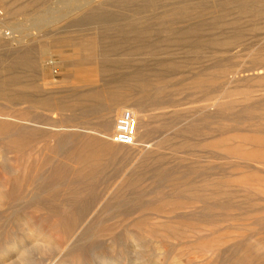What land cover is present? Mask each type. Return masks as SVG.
Here are the masks:
<instances>
[{
    "label": "rangeland",
    "instance_id": "rangeland-1",
    "mask_svg": "<svg viewBox=\"0 0 264 264\" xmlns=\"http://www.w3.org/2000/svg\"><path fill=\"white\" fill-rule=\"evenodd\" d=\"M25 1L17 0L14 6ZM37 1L35 13L14 19L21 26L16 25L21 41L0 42V61H9L18 50L31 47L39 57L42 49L46 61L38 69V83L44 93H66L86 82L95 83L99 75L105 79L118 75L119 98H138L139 84L150 81V92L163 89L166 100L172 102L167 108L150 111L152 125L158 129L151 139L156 142L164 136L169 141L163 152L149 155L138 175L133 173L134 164L141 161L135 158L155 142L138 139L136 146H120L111 139L125 106L116 111L107 136L99 131L98 112L77 120L81 107L49 113L0 96V121L10 122L12 130L19 127L20 135L16 145H9L7 135H0V264L15 259L16 251L10 259L3 249L15 242L19 247L25 220L59 246L42 264H225L232 257L248 264L264 257V132L255 130L256 125L264 128V0L109 3L105 10L112 18L69 28L66 23L80 14L72 10L87 0ZM182 5L198 10L208 25L198 36L190 33V46L175 44L176 35L170 28H185L194 21L169 22L165 17L167 9ZM6 8L0 5V11ZM220 16L223 25H213ZM43 19L48 22L38 23ZM132 24L143 30V42L153 52L131 53L134 42L126 39L132 36L128 28ZM118 26L124 28V38L116 35ZM83 32L96 33L105 45L109 43L104 40L105 32L117 36L128 55L111 54L110 62L100 67L88 64L91 72L80 76L67 62L71 47L66 37ZM236 33L241 34L236 45L233 39L225 48L211 41ZM109 65L111 70L103 71ZM136 65L147 67L149 73L135 83L129 74ZM223 70L239 73L219 76ZM6 74L0 65V78ZM26 79L35 80L30 74ZM201 81L204 89L197 85ZM211 87L219 88L217 93L225 89L229 96L222 110L200 107ZM17 89L13 86L7 91ZM206 115L213 117L205 120ZM190 123L196 132L183 131ZM222 126L227 128L223 133ZM61 134L72 139L74 143L67 144L75 150H87L83 145L92 140L95 158L86 164L68 159L64 145L59 146ZM102 137L121 153L109 156L103 152ZM65 189L78 191L81 199ZM174 191L180 194L172 195Z\"/></svg>",
    "mask_w": 264,
    "mask_h": 264
},
{
    "label": "bare ground",
    "instance_id": "bare-ground-1",
    "mask_svg": "<svg viewBox=\"0 0 264 264\" xmlns=\"http://www.w3.org/2000/svg\"><path fill=\"white\" fill-rule=\"evenodd\" d=\"M15 1H17V0H0V5H6L7 6L5 11H0V42H7V43H12V44H14V42L19 43L21 40L17 39L18 35L16 33H17V28H20L21 26L19 27L17 23H14V19L19 15L28 16V15L32 14L33 12L35 13V10L39 4L38 3L39 1H37V0H35V1L34 0L33 1L28 0V1H25L23 4L19 3L20 4L19 6L18 5L14 6ZM87 1H88L87 3H86V1H84L85 3L81 7L72 10L74 12L76 11V13L80 12V14H78V16H75L72 20L68 21L65 25L66 28L67 27L68 28L73 27V26H86V25H89L92 23L103 22L108 16L110 18H112L110 16V14H108V11L105 10V7L109 3H112V4H116V3L121 4L122 3L125 5V4H129V3L133 2L134 0H109V1H101V0H90L89 1V0H87ZM145 1L148 3V1H151V0H145ZM153 1L155 2L156 0H152L149 3H152ZM78 6H80V5H78ZM72 15H74V14H72ZM165 17H166V20L169 22H175V21H178L180 19H185V18H189L190 20L194 21V23H192L191 25H189L185 28H178V29L170 28V30H171L170 33L176 35L173 38V42L175 44L190 46L191 45V44H189L190 33H193L194 35H196L198 33H201V31L203 29H206L208 26L207 22L202 19V15L200 12H198V10L196 11V9H191V7L185 6V5H182V7L178 6V7H171L169 9H167V13H166ZM221 18H222V16H220L219 19H216L214 21L213 25H215V26L223 25L224 21H223V19L221 20ZM47 22H48L47 19H43V20L38 21V23H42V24H46ZM13 25L15 27H13ZM16 25L18 26L17 28H16ZM38 28H36L34 30H37ZM128 28H129L130 32L132 33V36L129 39L127 38L126 40L129 42H134L132 47H129L131 53L137 52L140 50H147V52L148 51L153 52L154 48H152V47L146 48V44L143 42L145 40L144 39L145 36L142 34V33H144L142 29H139L134 24L129 25ZM116 30L118 33L116 35L118 37L124 38V36H125L124 28L122 26H118V28ZM117 36H116V38H113L107 32H105L104 40L109 42V43L106 42L108 45L103 44L102 40L97 36L96 33L84 34V32H83V34L81 33L80 35H77V36L66 37V41L69 44V46L71 47L70 55L67 57L68 64L76 67V70L79 73V75L83 76L84 73H90L91 72V69L87 68L88 64L89 65L90 64H96V65L98 64V66L100 67L101 64H106V62H110L111 54L116 55V56L120 55V54H124V53L127 54V52L122 51L124 48V45H123L121 40L117 39ZM196 36H198V35H196ZM239 38H241V34L236 33L234 36H232L229 39L226 38V39H223L220 41L216 38H212L211 41L216 46H221L222 48H225V46L228 45L229 40L233 39L232 42L234 43V42L238 41ZM19 39H21V38H19ZM58 39H63V38L61 37ZM170 40L172 41V39H170ZM236 44H237V42L234 45H236ZM32 49H33L32 47L27 48V49L24 48V50L20 49V50H18L17 53H15V55L13 54L14 58H12L11 60L8 61V60L3 59L2 61H0V65H1L2 70L8 72V74H6L2 78H0V96L2 98L8 100L9 102H11L13 104L22 105V103L23 104L27 103L28 106L31 109L32 108L35 109V111L38 109H41V110L48 111L49 113H50V111L54 112L55 110L72 111L73 109H75L77 107H81V108H79L80 114L78 113L79 119H77V117H76L77 120H80V117L88 118L89 116H92V114H94L95 112L96 113L98 112V113H100V119H99L100 121L98 120L99 121V123H98L99 131H100V133H103L107 136H108V133L111 129V125H112L113 118H114L116 111L119 108H121L122 106H125L126 108L132 109L134 111L136 117L138 116V118H139L138 119V131H137L138 139L144 143H149V144H150V142L155 140V139H151V137L154 134L156 135V133L158 132V129H156L154 127V125H152V114L150 111H153V110L158 109V108L159 109L160 108H162V109L167 108V106L172 105V102L166 100L168 98V96L165 94V91L163 89L158 91V92H153V93L150 92V90H149L150 81L148 82V81L144 80V78H143V77L147 76L149 73V69L147 67L142 66V65L133 66L131 69V72L129 74V77H132L131 81H135V83H136V81L138 82V79H140L142 81L144 80L141 84H139L140 86L138 88V93L140 96L138 98L130 97V96L129 97L125 96V97L119 98V96H120L119 91L120 90L118 88V82H119V76L118 75L107 77L106 79L104 77H102V75H99V78L96 81L97 83H99L98 85H93L96 82L95 83L86 82V83H84V85L74 87V89L68 90L66 93H60V94L44 93L41 90L40 85L38 83V79H39L38 78V73H39L38 69L44 67V63L46 61V59H45L46 56L44 54V51L41 49L40 56L37 57L36 56L37 54L35 55ZM114 64H116V66L119 65L118 62H114ZM104 68H103V71L104 70H107V71L111 70L110 65L108 67H104ZM159 70H161V68H159ZM101 71H99V72L101 73ZM226 73L235 75V74H238L239 72L238 71H231L228 73L225 70H223L222 74L221 75L219 74V76L225 75ZM29 74L31 76H34V78H35L33 83H31L30 81H28L26 79ZM199 75L205 76L206 74L202 73ZM234 75H232V76H234ZM97 77H98V74H97ZM202 82L203 81L199 82V84L196 82L197 85L200 86L199 88H203L205 86V84ZM137 85L138 84L135 85V88L137 87ZM197 85H194V86H196V88H198ZM13 86H15V87L17 86L18 89L16 91H7ZM218 89L219 88L214 89L211 87L207 91V93H204L203 97H204L205 102H203L200 106L202 109L207 110V109H211V108H218V109L222 110L224 108V106L229 104V96L226 93L225 89L221 93H217V92H219ZM92 117H94V115ZM210 117H213V115H206L205 120L210 118ZM64 118H65V116H64ZM74 118H75V116H74ZM223 119L224 118H221L222 123H223ZM83 120L86 121V119H83ZM91 120H93V119H91ZM220 121L218 123L222 125V123H220ZM60 122H62V121H60ZM190 125H191L190 127L184 129L183 131L186 130L187 132H191V131L196 132V130L193 128L194 125L192 123H190ZM166 126H164V127H166ZM259 126L260 125H258V126L256 125L255 130L264 132V128L259 127ZM164 127L162 126V128H164ZM18 129H19V127L16 128V130H12V125L10 122L4 121V120L0 121V135H2V136L7 135V138L5 139V141L7 143H9V145H16L17 142H18V144L20 143L19 142L20 135L19 136L17 135L19 133ZM206 129H207V127H206ZM226 129H227L226 127L222 126V128H220L219 130H221L223 133ZM20 131H22V130H20ZM207 132L209 133V131H207ZM8 135H10V136H8ZM214 135H217V134H214ZM60 137L62 140H61V142H59V146L61 144L64 145L65 154H66V156H68L67 158L70 159L71 161L74 160L76 162L86 164V163H90L95 158L93 156L91 149H90L91 146H93V144H94V142L92 140L90 142H89V140H87L88 143H85L83 145L85 148L89 147V148H87V150H81V149H79V147L77 150H75V149H73V146L72 147L68 146L69 143L73 142L72 139L70 140V137L64 136L63 134H61ZM209 138H214V137H213V135H210ZM104 140H105L104 147H102L104 149L103 152H105L109 156L110 155L114 156V155L121 153V151L118 149L119 147L116 148L117 145L111 143L110 141L107 142L108 140L106 141V139H104ZM67 141H69V142H67ZM168 141H169V139L163 136V137H161V139H158L156 142L154 141L155 143H153L151 148L147 147L146 152L142 153L140 158H137V159L135 158V161L137 160V161H141V162H138V163H140V165L138 163L134 164L135 170L133 173H136L138 175H140V173L142 174L141 167L144 165L145 161L149 159V155L153 152L155 153V151L156 152H163V150L168 148V146H167ZM120 146H124V145H120ZM102 148H100V149H102ZM148 149H150V150L148 151ZM220 149H221V147H220ZM251 165L255 166L254 164H251ZM125 167H127V164ZM255 168H257V167H255ZM171 180H172V178H171ZM171 180H170V182H171ZM135 182H136V180H135ZM138 182H139V180H137L136 183H138ZM189 184H190V182L187 183V187H189ZM189 188H187V189L190 190ZM64 191L66 193H68V195H71V196L76 195L75 198L77 200L81 199L82 194L79 193L78 191L70 190V189H65ZM175 192L176 191H174L172 193V195ZM176 194H180V193L176 192ZM74 196H72V197H74ZM15 245H16V242H15ZM13 252H14L13 246H8V247L3 249V255L5 257L10 258V259L14 257ZM116 261H118V259ZM253 261H255V262L254 263H248V264H264V257L262 256L260 258L254 259ZM107 264H118V263H115V261H110ZM225 264H245V263H240L238 257H236V258L232 257L228 260V262L226 261Z\"/></svg>",
    "mask_w": 264,
    "mask_h": 264
},
{
    "label": "clouds",
    "instance_id": "clouds-1",
    "mask_svg": "<svg viewBox=\"0 0 264 264\" xmlns=\"http://www.w3.org/2000/svg\"><path fill=\"white\" fill-rule=\"evenodd\" d=\"M20 228L23 239L19 241V247L13 245L17 255L10 264H42L44 258L57 253L59 246L55 239L30 220H25Z\"/></svg>",
    "mask_w": 264,
    "mask_h": 264
},
{
    "label": "built area",
    "instance_id": "built-area-1",
    "mask_svg": "<svg viewBox=\"0 0 264 264\" xmlns=\"http://www.w3.org/2000/svg\"><path fill=\"white\" fill-rule=\"evenodd\" d=\"M137 131L138 120L134 111L130 108H125L116 119L111 139L118 144L136 146L138 144Z\"/></svg>",
    "mask_w": 264,
    "mask_h": 264
}]
</instances>
